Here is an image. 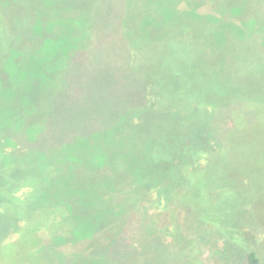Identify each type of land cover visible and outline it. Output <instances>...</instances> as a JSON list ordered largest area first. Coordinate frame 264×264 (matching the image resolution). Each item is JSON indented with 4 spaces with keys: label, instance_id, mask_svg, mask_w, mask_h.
Masks as SVG:
<instances>
[{
    "label": "rangeland",
    "instance_id": "374dc122",
    "mask_svg": "<svg viewBox=\"0 0 264 264\" xmlns=\"http://www.w3.org/2000/svg\"><path fill=\"white\" fill-rule=\"evenodd\" d=\"M156 1L155 6L147 5L145 0H94L92 4L77 6L84 14L90 7L91 24L82 27L78 22L81 16L75 14L76 9L73 8L70 9L71 13L69 12V14H60L56 18L57 22L51 21L52 26H47L40 39H53V34L56 39H64L63 33H68L76 23L78 24L69 34L70 37L68 36L69 39H73L71 42L74 43L71 54L61 53V59L53 57L50 61H45L38 72L36 69H30L27 75L30 78L36 72H40L47 85H52L51 88H46L47 92L49 89L55 88L54 84L63 76L64 86L66 83L70 84L67 89L68 94L64 93L60 103H54L56 97L53 100L52 109H47L43 107V103H47V95L44 93L46 91L37 90L35 91L36 101L33 104L35 107H32L31 114L17 112V114L9 116L8 111L3 114L4 118H2L0 127L8 126L9 128L5 132V143L0 145V164L4 167L15 165L21 169L19 164L24 166L31 158L32 160L26 168L36 171L40 161L48 165L64 160V163L67 164L78 157L93 160L101 153L109 157L108 145L104 146L102 142L106 136L110 135L107 133L106 126L116 116L118 120L119 110L116 111L117 108L111 107L113 104L103 102L121 98L127 88L129 89L127 80L117 79L115 74L120 75L119 67L125 65L131 54L136 55V61L140 59V55L142 58L145 56L144 61L150 70L164 71L157 60L158 57L162 56L171 64L182 68L183 64L179 62L182 60L180 56L190 53V47L195 44H200L202 50L204 46L209 48L213 39H262V42L245 43L240 41L231 46L237 52L236 55H247L240 58L244 61L250 60L251 54H255L256 57L263 55V58L255 59L256 63L254 64L260 66V69L255 73L256 76L241 75L242 82L251 88L252 83H256L258 86L259 80L264 79V0H180L178 5L172 8L173 11L164 9V15L160 14L162 12L160 9L166 6L168 0ZM205 2L211 3L213 5L211 7L218 8L215 10L217 17L213 21L208 22L206 16H203L204 11L209 10L207 7H210L205 5ZM239 11L242 13L234 14ZM142 14L147 20L151 19L152 23L146 25L142 24L141 20H135ZM74 16L77 17L76 22L71 20ZM28 17L31 19L30 15ZM239 19H249V21L240 22ZM242 32L249 33L243 35ZM250 32L253 33L252 36H250ZM38 36L33 39H38ZM0 39H2V45L3 39H5L2 21L0 23ZM75 39L80 40L76 41ZM85 39L90 40L86 41ZM146 39H150L148 44L152 46L149 48H146L142 43ZM175 47L176 51H183V53L173 54ZM211 49V51L208 49L206 51L204 48V51L213 56H225L231 53L230 49L225 50V48H221L220 44L219 46L215 44V47L212 46ZM38 52L39 49H36V53ZM17 58L16 61H11L15 67L20 61L17 62ZM59 64L60 66H58ZM134 65L136 63L128 65L130 66L128 71L133 75H140L143 71L139 72ZM110 94L112 95L110 100L109 97L103 98L104 95L109 96ZM136 98L137 96L133 101ZM96 100L98 102L102 100V105L99 106ZM138 101L141 103V100ZM16 111L18 110L16 109ZM173 115L174 113H171L169 117L172 119ZM22 120L24 123L21 122ZM259 122L260 125H254L257 127L255 137L250 134L253 140L250 141L247 135L242 132L240 141L234 144L232 158L220 167L224 182L230 185L228 193L224 192L221 195L213 196V201H203V194L197 188L191 193L196 201H188V206L185 208L180 207L181 209L177 211L163 212L160 216L153 213L151 206H145L146 201H132V198L129 197L130 195L134 196L133 189L137 186L135 178L132 177L134 174L132 164L135 156L132 155L131 146H135L140 141L139 137L143 133L146 136L149 135V131L152 129L148 127L135 131L123 130L122 127L121 135L117 133L114 136V140L118 142L119 146L117 165L108 160L97 171L101 177H106L107 174L106 179L108 180L105 181V184L108 185L105 187V191L109 193V196L100 200L109 201L105 206L93 201L91 191L69 197L68 200L62 189L52 191L48 195L53 199L62 198L65 200L59 201L55 206L54 204L45 206L35 199L22 201L24 198L17 199L22 202L11 203L13 189L0 185V218L5 216L13 224L18 223L15 221V217L21 221H23V216L27 218L23 221L26 223L25 225L22 223L20 229L13 230L7 236L0 225V264H117L118 262L113 261L110 257L112 255L113 258H116L117 252L112 254L109 252V246L113 241H116L117 244L112 251H124L125 247L128 248L127 243L130 242L129 239L126 242L124 236L130 235L139 238L143 234L140 229L143 221H147L146 225L153 224L156 229L159 226V230L163 231L167 225L166 218L174 217L176 220H181L190 216L194 219L193 221L196 218L202 219L205 216L199 201H202V205L208 206L206 211L213 218L206 220L205 225H196L200 227L196 234H192L186 229L178 233V241L175 239L173 246L179 251L177 258L180 261L185 264H245L246 252L253 250L258 255L259 264H264V121L260 120ZM39 129L44 132L39 135L38 143L32 145L33 150H26L25 142L29 139H36L38 136L36 131ZM113 129L115 131L117 128ZM249 129L251 133L253 128ZM241 130L242 128H240V133ZM0 135L3 134L0 132ZM74 138L83 139L85 145L73 148L68 156L67 153L63 156L57 152L58 149L72 143ZM223 139H218L217 143ZM224 140L226 141L228 138L226 137ZM139 144L141 143L137 145ZM257 145L259 148L254 147ZM33 153L38 155L32 156ZM33 159H37V162H33ZM8 160H13V163L6 164ZM16 160H20L21 163ZM123 162L128 166L121 167ZM87 164L90 163L87 161ZM51 168L53 169V167ZM14 170L0 169V184L3 181L11 182L10 175L15 174ZM84 171L85 169L80 172ZM33 176L28 175L26 180L37 188L39 184H35L37 182ZM91 177L92 174H90ZM114 177L115 179H113ZM111 178L113 179L112 185L109 182ZM77 179L84 185L85 177L82 178L80 175V178ZM90 180L88 179L87 183ZM132 182L134 188L131 189ZM125 183H129V186L126 187V189H131L129 194L121 192L123 188L125 189ZM236 187L239 188L236 189ZM138 188H135V194L138 193ZM234 189H236V193H232ZM25 192H27V188L23 187L16 195L21 197ZM150 197H152V193ZM4 200L9 201L7 207H5ZM149 204L151 205L150 202ZM123 207L126 209L125 211H128L127 214H124ZM107 208L111 209V216L117 219L113 231L112 227L104 229ZM12 209L16 216L13 215ZM170 209H174V207L171 206ZM3 210L4 214H2ZM183 210L186 212H179ZM66 212L77 215L72 219L71 215L68 216L69 220L71 219L70 223L76 225L78 229L85 228V231L88 232L92 225L96 234L93 237L91 235L86 241L87 243L71 245L69 240L63 238L53 241L60 231H65V227H70L69 223L65 226L61 224L67 216ZM167 213L172 214L167 215ZM196 222L198 224V221ZM117 232L118 234H116ZM83 246L89 247L84 250ZM42 253H44V257ZM169 253L171 254L170 258L173 255L170 249ZM165 261L161 263L157 259L156 263L168 264Z\"/></svg>",
    "mask_w": 264,
    "mask_h": 264
},
{
    "label": "trees",
    "instance_id": "16d2710c",
    "mask_svg": "<svg viewBox=\"0 0 264 264\" xmlns=\"http://www.w3.org/2000/svg\"><path fill=\"white\" fill-rule=\"evenodd\" d=\"M93 1L0 0V23L1 21L3 23L5 38L2 45V39H0V123L4 118L3 114L7 111L9 116L15 115L17 112L32 113V107L37 97L35 91H46V88L52 87V85H47L40 72L37 73L38 70L42 68L45 61H50L53 57L61 59V53L68 52L71 54L74 43L71 42L73 39H69V34L78 24L76 23L68 33H63L64 39H56L55 34L52 35L53 39H40L43 31L46 30L47 26H52V20L57 22L56 18L60 14H69L72 8L76 9L75 14L81 16L78 22L81 23L82 27L91 24L89 18L91 15L89 12L90 7H88L87 13L84 14L77 6L92 4ZM145 2L147 5L156 6L157 4L156 0H145ZM179 2L180 0H168L166 6L160 9L162 10L160 14L164 15V12L168 9L173 11L172 8L177 6ZM204 4L210 7H207L209 10L204 11L203 16H206L208 22L213 21L217 17L215 10L218 8L211 7L213 5L209 2ZM241 13L242 11H239L234 14ZM29 15L31 19H29ZM249 19H239V21L244 22L249 21ZM71 20L76 22L77 17L74 16ZM135 20H141L142 24L146 25L152 23L151 19L147 20L144 14L136 17ZM17 23L19 25H16ZM247 33L249 32H242L243 35ZM37 35H39V38L33 39ZM252 35L253 33L250 34V36ZM75 40L79 41L80 39ZM149 40L142 41L146 48L152 46L148 44ZM240 41L257 43L262 42V39H213L209 48L204 46L206 51L207 49L211 51L212 46L215 47V44L218 46L220 44L221 48L230 49L229 51H231L230 55L225 56L210 55L204 51V48L201 50L200 44H195L190 47L191 54L186 53V55L180 56L182 60L179 62L183 64L184 68L171 64L162 56L158 57L157 60L164 71L150 70L144 61L145 56L142 58V55L139 54L140 59L136 61V55L131 54L125 65L119 67L120 75L115 74V78L127 80L129 89L127 88L123 97L114 98V101L103 102L113 104L111 107L117 108L116 111L119 110L118 120L116 116L106 126L108 128L107 133H110V135L106 136V139L102 142L104 146L108 145L109 157L101 153L93 160L78 157L67 164L64 163V160L48 165L40 161L36 171L29 168L27 170L26 168L29 166L31 158L24 166L19 164L21 169L15 165L4 167L0 164L1 170L15 169V174L10 175L12 181H3L0 184L13 189L11 203L35 199L45 206L53 204L55 206L59 201L65 200L62 198L53 199L48 195L52 191L62 189L68 200L69 197L91 191L95 203H101L103 206L107 205L109 201H100L105 199L107 195L109 196V193L105 191V187L108 185L105 184V181L108 180L106 179L107 174L106 177H101L97 171L108 160L117 165L119 146L118 142L114 140V136L117 133L121 135L124 129L135 131L145 127L152 129L149 131V135L146 136L143 133L140 135V141L138 142L141 144L137 145V143L135 146H131L132 155L135 156L132 164L134 172L132 177L135 178L134 181L137 184L135 188L139 187L138 193L135 194L132 182L131 189L134 188V196H129L132 201H146L145 206H151L153 213L160 216L163 212L177 211L181 209L180 207L185 208L188 206V201H196L191 193L197 188L203 194V201H213V196L221 195L224 192L228 193L230 185L224 182L220 167L232 158L234 144L240 141L242 132L252 141L250 134L255 137L257 129L254 125H260V120L264 121V79L259 80L258 86H256V83H252L251 88L240 79V76L245 74L251 77L256 76L255 73L260 69V66L254 64L256 63L255 59H261L263 55L262 57H256L255 54H251L250 60L240 59L247 55H236L237 52L231 46ZM36 49H39L38 53H36ZM179 49L182 50V48ZM181 52L183 53V51H176L175 47L173 54ZM16 58L17 62L20 61L15 67L11 61H16ZM134 63H136L134 66L137 67L139 72L143 71L140 75H133L132 72L128 71L130 67L128 65ZM30 69H36L37 72L29 78L27 74ZM63 72L65 73V71ZM62 79L63 76L54 84L55 88L48 90V92L51 90L50 93L44 92L47 95V103H43V107L52 109V103L56 97L54 103H60L64 93L68 94L67 89L70 84L66 83L64 86ZM138 93L139 95H137ZM135 96L137 98L133 101ZM106 97H109L110 100L112 95H104L103 98ZM137 100H141V103ZM101 101L96 100V103L101 106ZM171 113H174L172 119L169 117ZM21 122L24 123L23 120ZM8 128V126L5 128L0 127V132L3 134L0 135L1 146L5 143V132ZM113 128L117 129L114 131ZM240 128H242L241 133ZM249 128H253L251 133ZM43 132L42 129H39L36 131L38 134L36 139H29L25 142L26 150H31L32 145L38 143L39 135ZM226 137L228 140L225 141ZM218 139H223L224 142L222 140L217 143ZM71 142L66 147L58 149L57 152L63 156L67 153L68 156L73 148L85 145L83 139L79 138H74ZM254 147L259 148L258 145ZM33 155L38 154L33 153ZM16 161L21 163L20 160ZM87 161L90 164H87ZM33 162H37V159H33ZM12 163L13 160H8L6 164ZM120 166L126 167L128 165L123 162ZM234 166L236 167V165ZM82 168L85 169L84 172H80L83 170ZM30 174L34 175V180L37 182L35 184H39L37 188L34 187L33 183L26 180V177ZM90 174H92L91 178ZM80 175L82 178H86L84 185L77 179L80 178ZM88 179L91 180L87 183ZM113 179H109L111 185ZM129 183L124 184L125 189L123 188L122 193L129 194L131 192V189H126ZM23 187L27 188V192L23 193L21 197L16 195ZM108 188L111 192L110 187ZM238 188L236 187V189ZM236 189L232 190V193H236ZM151 193L152 197H150ZM20 198H24V200L17 201ZM153 201L155 202L153 203ZM4 203L5 207L9 205V201L4 200ZM198 203L204 212V218H196L195 221L190 216H186L181 220H176L174 217L166 218L167 225L163 231L159 230L158 225L156 229L153 224L148 223L146 225L147 221H143L140 225L143 234L139 238L130 235L124 236L126 242L128 239L130 240L127 243L128 248L125 247L124 251H112L117 242L113 241L110 244L109 252L111 254L117 252L118 254L116 258L110 255L111 259L116 260L117 264H157V259L161 263L166 260L165 262H168V264H185L177 258L179 251L173 246L174 240L177 239L178 241V233L186 229L192 234H196L197 230H200V227L196 225H205L206 220L213 218L206 211L208 206L202 205V201ZM171 206L174 209H170ZM12 212L16 216L13 209ZM127 212L125 211L124 214H127ZM179 212L184 213L186 210ZM66 213L67 216L61 224L65 226L69 223L70 227H65V231L59 230L60 234L56 235L53 241L63 238L69 240L71 245L87 243L88 238L96 234L92 225L88 232L85 231V228L83 230L78 229L76 225L70 223V220L77 215ZM2 214H4V210ZM171 214L167 213V215ZM68 215H71L70 220ZM24 220H27L25 216H23ZM116 220L111 216V209L107 208L105 210L104 229L112 227L113 231ZM0 221L1 228L6 236L13 230H18L22 223L26 224L17 217H15V221L18 222L16 224L10 223L5 216L0 218ZM196 221H198V224ZM57 224L59 223L57 222ZM4 238L3 240H5ZM83 247L84 250H87L89 246ZM169 249L173 254L170 258ZM42 256L44 257V253H42ZM257 256L255 251H247L245 264H259L260 261ZM138 257L140 262H138ZM173 257L175 259H172Z\"/></svg>",
    "mask_w": 264,
    "mask_h": 264
}]
</instances>
